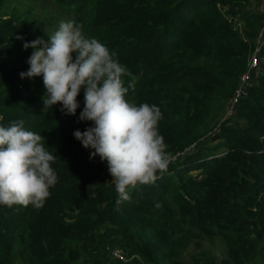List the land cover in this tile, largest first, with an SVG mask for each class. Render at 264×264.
Returning <instances> with one entry per match:
<instances>
[{
	"label": "trees",
	"instance_id": "1",
	"mask_svg": "<svg viewBox=\"0 0 264 264\" xmlns=\"http://www.w3.org/2000/svg\"><path fill=\"white\" fill-rule=\"evenodd\" d=\"M41 1L62 16L47 13L38 24L0 0V125L23 120L43 135L58 180L42 207L0 204V264H188L177 258L183 247L217 238L220 264H263L264 41L232 114L201 141L249 69L264 15L247 12L243 0ZM61 21L82 25L115 52L138 77L126 99L162 114L158 131L173 159L154 183L129 188L119 206L107 167L74 137L92 126L79 119L84 89L76 114L66 115L60 104L44 110L42 76H20L33 51L23 44L48 41ZM194 259L218 262L204 250Z\"/></svg>",
	"mask_w": 264,
	"mask_h": 264
},
{
	"label": "clouds",
	"instance_id": "2",
	"mask_svg": "<svg viewBox=\"0 0 264 264\" xmlns=\"http://www.w3.org/2000/svg\"><path fill=\"white\" fill-rule=\"evenodd\" d=\"M23 47L33 51L28 71L20 76H42L44 110L60 104L66 115H75L80 107L77 98L84 89L79 119L91 121L92 126L83 132L76 130L74 137L85 149H94L90 159L99 156L107 162L117 206L130 199L129 188L154 183L156 173L167 170L170 156L158 131L162 114L155 105H137L126 99L138 77L105 43L86 37L82 25L61 21L48 41L37 38ZM124 77L129 78L127 87ZM44 139L25 129L23 120L0 125V204L39 208L50 196L58 180L52 167L56 156L45 147Z\"/></svg>",
	"mask_w": 264,
	"mask_h": 264
},
{
	"label": "rangeland",
	"instance_id": "3",
	"mask_svg": "<svg viewBox=\"0 0 264 264\" xmlns=\"http://www.w3.org/2000/svg\"><path fill=\"white\" fill-rule=\"evenodd\" d=\"M243 1L246 4L245 9L247 12H250L253 14L262 13L264 15V0H243ZM8 4L11 7H15L19 9L20 12H24V11L29 12L30 14H28V17L34 18V22L37 21L36 20L37 18L47 15V13H50L51 15H56L57 17L62 16V14L60 13L56 14L53 10V7H51L48 2H44V1L42 2L41 0H8ZM221 8L223 11L232 10L235 13L240 11L237 8H233V7H230L228 9L223 8V7ZM71 16L72 15L69 13L65 14V17L71 18ZM37 23L39 24L41 22L37 21ZM238 23H241V22L237 20V29L241 31V34L244 37L245 34L243 31V27L240 24L238 25ZM31 54L32 52L28 53L27 57H30ZM252 58L253 57H251V59ZM258 63H259V60H258ZM230 111H231V102L226 101L220 117L213 124V127L211 128V130L207 134H206L207 131L205 132L204 137L201 141L202 144H206L210 142L209 138L211 137L212 133L218 130L217 126L219 122L227 118L226 115H230ZM170 159H173L172 155ZM109 181H112V180L109 178L107 179V182ZM201 250L210 251V253L217 258V261H218L217 264H220L221 258L224 257L223 255L224 254V243L220 240V238H217L213 240L202 241V249L195 245L194 239H193L185 247L182 248L181 253L177 256V258L183 260L184 262L188 264H194L195 263L194 256H196V254Z\"/></svg>",
	"mask_w": 264,
	"mask_h": 264
},
{
	"label": "built area",
	"instance_id": "4",
	"mask_svg": "<svg viewBox=\"0 0 264 264\" xmlns=\"http://www.w3.org/2000/svg\"><path fill=\"white\" fill-rule=\"evenodd\" d=\"M260 28L256 37V42H255V48H254V52L252 55V59L249 60V69L246 73H244L239 81V85L238 88L235 91L234 97L231 99V111H232V106L237 102V99L239 97V95L241 94V90L244 89V86L246 85V83L249 81V79L251 78V71L256 68L258 66V58H257V52H258V46L259 44L264 41V17L261 20L260 24H259ZM230 111V112H231ZM99 162L103 163L108 170V166H107V162L106 161H101V159H99ZM115 256L122 258V252H120L119 250H115L114 251Z\"/></svg>",
	"mask_w": 264,
	"mask_h": 264
},
{
	"label": "crops",
	"instance_id": "5",
	"mask_svg": "<svg viewBox=\"0 0 264 264\" xmlns=\"http://www.w3.org/2000/svg\"><path fill=\"white\" fill-rule=\"evenodd\" d=\"M232 114V112H230V115ZM230 115H226V116H230Z\"/></svg>",
	"mask_w": 264,
	"mask_h": 264
}]
</instances>
